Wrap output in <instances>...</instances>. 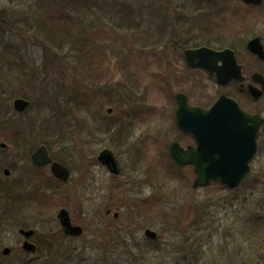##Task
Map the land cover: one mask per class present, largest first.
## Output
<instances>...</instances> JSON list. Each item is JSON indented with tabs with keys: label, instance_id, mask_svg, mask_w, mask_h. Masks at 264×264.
<instances>
[{
	"label": "rangeland",
	"instance_id": "374dc122",
	"mask_svg": "<svg viewBox=\"0 0 264 264\" xmlns=\"http://www.w3.org/2000/svg\"><path fill=\"white\" fill-rule=\"evenodd\" d=\"M127 1L132 8L137 6V0ZM152 2L161 9L153 28L148 27V20L143 25L136 20L135 27L120 28L96 9L81 23L83 27L89 23L103 27L105 34L86 44L76 42L75 34L70 41L58 39L51 47L43 34L21 23L44 8L35 0H0V13L11 24L5 26V40L15 42L24 59V74L29 78L24 88L35 82L41 89L49 88L64 103L58 118L63 117L66 123L65 128L60 125L55 129L63 136L52 134V128L41 125L47 123L44 120L53 123L52 113L45 109L39 115V109L31 103L19 119L14 151H2L8 144L0 146V181L4 187L9 186L6 191L12 190L14 180L30 163L31 150L45 141L50 142L53 155L73 170L71 181L63 189L48 186V194L60 196L42 205L41 210L29 202L17 203L14 208L12 191H0V217L6 216V223L0 227V252L4 246L12 248L0 264H264V126L259 133L258 152L251 161L252 170L240 185L229 189L215 182L194 188L195 176L189 168L182 169L179 176L168 168L180 170L165 155L176 136L172 118L175 107L168 93L157 85L155 75L175 73L181 79L189 75L183 72L179 55L182 48L176 42H186L189 35L194 36V44H233L235 30L256 14H234L231 10L237 8L238 0L229 1L225 15L212 11L225 6L223 0L213 5L209 0ZM162 16L167 21L166 31L159 36L154 28L162 22ZM15 27L20 28H16L18 34L10 30ZM52 60L55 66L62 61L72 89L61 83L66 82L67 75L61 76L58 70L49 74ZM195 76L203 85L194 89L191 80L181 81L171 91L176 93L183 87L193 99H200L199 86L208 92L209 85L206 77ZM16 77L20 75H0L1 98L10 101L12 107L8 93L19 85ZM10 81L12 87L5 85ZM97 85L103 94L98 100L91 97L89 105L81 104L73 94L80 87L96 91ZM252 107L264 115V100ZM140 108L146 113L131 117L130 131H124V125L130 126L126 111ZM31 126L35 129L32 133ZM106 149L116 156L119 174L111 173L99 161L100 152ZM12 159L18 169L6 176V163ZM12 207L19 208L20 213ZM61 207L70 211L74 223L84 227L82 236L59 234L57 214ZM15 220L33 227L53 244L35 253L24 251L19 227L11 228ZM146 228L156 230L158 238H146Z\"/></svg>",
	"mask_w": 264,
	"mask_h": 264
},
{
	"label": "trees",
	"instance_id": "16d2710c",
	"mask_svg": "<svg viewBox=\"0 0 264 264\" xmlns=\"http://www.w3.org/2000/svg\"><path fill=\"white\" fill-rule=\"evenodd\" d=\"M135 1V0H134ZM230 0H223V3L228 4ZM239 1V0H238ZM39 4L40 7L44 8L43 12H39L36 14V16L31 17L29 19H22L21 23H25L28 25V29H34L37 33L43 34L45 37V40L47 43L54 47L56 46V42H58V39H66L67 41H70L75 34H77L76 42L78 43L86 44L89 41L95 40L97 37H99L100 34H105L106 32L102 29L103 27L93 25L92 24H85V27H83L81 20L86 19V17L91 13V11L96 9L98 12H102L106 18H108L110 21H112L114 26L120 27V28H129V27H135V21L138 20L140 23L147 21L148 27L153 28L155 25L154 20L155 18H159V11L161 9L156 8L153 6L152 0H137V6L131 7L129 4V1L127 0H35ZM210 4L213 5L217 3V0H209ZM143 9H146L144 16H143ZM229 10L228 6H222L220 8L216 7L213 8V12H219L220 14L225 15V13ZM232 11V10H231ZM235 14V13H234ZM159 16V17H158ZM34 18L35 20L33 21ZM167 18V17H166ZM7 19L3 16L2 12L0 13V75L5 76L8 75H20V78H17L20 80L19 85L16 87H12L13 83L12 81L7 82L5 85H10L12 87V91L8 93V96L10 99H14L15 97H25L29 99L34 104V108L39 109V115L43 113V110L46 109V111L49 113H52L53 123H50V120H44L45 124H41L43 127L52 128L53 131H51L52 134L57 135L58 137L63 136V132H59L55 129H57V126L62 125L65 128V121L62 118H58L61 114L62 108L60 106H64V103L56 98V96L51 92L49 88L47 89H41V87L36 84L30 85L29 87L24 88V84L28 81V76L24 74V59L21 58V55L17 52L18 47L15 42H7L5 40L6 31L7 29L5 26H9L10 22L7 23ZM178 20V19H177ZM19 22V19H17ZM31 21H33L31 23ZM156 21V20H155ZM179 21V20H178ZM166 23L167 21L164 19V16H162V22L159 25L155 26V31L158 32L159 36L164 35L166 31ZM18 24V23H17ZM15 24V25H17ZM103 24V23H102ZM11 25V24H10ZM198 24H196L197 26ZM206 25V24H205ZM20 27V26H19ZM19 27H15L14 29L10 28V30L16 34L19 33ZM16 28H19L16 31ZM207 29V27H205ZM104 31V32H103ZM190 33V30L189 32ZM188 35V34H187ZM194 37V36H193ZM193 37H190L189 35L186 37V42L193 43ZM159 39H161L159 37ZM177 44L180 43L181 47L185 45L184 41L176 42ZM200 43H207L205 41H202ZM209 44V43H208ZM62 45L60 44L59 47ZM49 47H46L47 49ZM13 52V53H12ZM156 56V54H154ZM57 57V56H56ZM181 57L183 58V54H181ZM159 57V62L162 61ZM54 60H52L53 63ZM62 61H59L57 66L56 63H53L54 66L50 67L49 74H55L53 71H60L61 76H66V82L65 80H61L62 84L66 83L68 84L67 78H68V70L66 67L61 66L60 64ZM163 61L161 62L160 66L162 67ZM3 69L7 70L8 73H5ZM156 79H157V85L161 90L166 91L168 93V96L170 98H173L174 93L171 91L175 79V74L171 73H155ZM25 76V80L23 81V78ZM186 77V76H185ZM183 77L181 81L186 80V78ZM3 85V86H5ZM69 87L72 89V85L70 83L68 84ZM67 85V86H68ZM99 86V88H98ZM95 88V87H94ZM96 91L92 90V92H89L87 90L75 89V92L73 93L75 98L81 99V104L84 105L83 102H86L87 105L91 102V97H94L95 99L98 98L100 93V85H97ZM184 90V88H183ZM4 93H7V89L3 88ZM84 94L85 96L82 97L81 95ZM87 95L89 97H87ZM77 98V99H78ZM98 100V99H97ZM31 105V106H32ZM31 108V107H30ZM29 108V109H30ZM15 110L10 105V101H6L3 98H1L0 95V139H4L6 143L8 144V147L5 149H2V151L6 150H12L14 145L18 139V127L20 125L19 119L23 116H25L22 113L14 112ZM126 115L129 117V119H126L127 122L130 124V126L127 128V126H123V130L130 131L131 128V117H138L142 113H146L143 109H136V110H130L126 111ZM124 123V122H123ZM21 127V125H20ZM38 130H40V127L37 126ZM32 131L34 127L31 126ZM55 130V131H54ZM41 131V130H40ZM59 142V141H58ZM48 145H50L48 141H45ZM14 151V149H13ZM167 156H170L169 154H166ZM7 166H9L12 171H15L18 169L17 162L15 159H12L9 163H6ZM174 166H177L173 164ZM172 172L176 173L177 176L180 175V170L176 171L174 168L168 167ZM181 169L182 167H178ZM25 171H28L27 167H24ZM25 176L22 175L19 182L17 180H14V184L11 185L12 190L6 191V188L9 186L4 187L5 184H2L3 182L0 181V191L1 192H9L12 191L13 195L10 196L13 201L14 208L16 207V204L19 203L21 200V197H25L28 199L30 204H33V206L38 207L39 210L42 209V205H46L54 200V196L48 195L46 192V188L40 186V184H28L25 182ZM217 183L220 184L223 187L229 188L227 186L222 185L219 181H213L211 183ZM30 185V186H29ZM5 189V190H4ZM230 189V188H229ZM6 194H2V196H5ZM9 197V196H8ZM19 197V201H18ZM12 207V210L14 212L16 211L18 214L20 213L19 208H16V210ZM3 224L6 223V216H2ZM3 226V225H2ZM30 227L24 222L16 221L12 223L11 228L16 227ZM59 234H63L62 230L58 231ZM51 237V236H50ZM36 241L38 244V251L42 249L46 245L53 244V242L48 238H46L43 234H38L36 231ZM53 238V237H52ZM4 255L0 252V259L3 258Z\"/></svg>",
	"mask_w": 264,
	"mask_h": 264
},
{
	"label": "water",
	"instance_id": "95a60500",
	"mask_svg": "<svg viewBox=\"0 0 264 264\" xmlns=\"http://www.w3.org/2000/svg\"><path fill=\"white\" fill-rule=\"evenodd\" d=\"M246 2L260 3L262 0H244ZM231 53V56L228 55ZM185 56L191 66L201 65L217 76L220 82H227L232 77L239 78L241 73L233 68L236 61L232 50L216 51L207 46L187 49ZM227 57V61L225 60ZM228 57H231V62ZM223 60L224 68H217L211 60ZM242 78V77H241ZM252 94L257 98L261 91L250 86ZM177 123L186 133L191 134L196 140L195 146L183 148L178 142L171 145V155L181 165L193 164L196 179L193 187L197 188L217 179L229 186H237L251 171L250 162L258 149L257 135L264 118L260 114H252L243 110L238 103L221 96L210 108L192 106L188 103L186 94L180 92L176 95ZM30 106V101L23 97L15 98L13 107L18 112H24ZM111 109H109V112ZM2 147L6 143H0ZM35 164L44 166L52 162L46 145L39 146L33 153ZM99 160L107 165L114 173H119L115 156L109 150H104ZM52 172L62 180H68L69 169L62 163L55 161ZM4 173L10 174V169L5 168ZM109 212V211H108ZM118 216V213H115ZM60 223L67 234L80 236L84 232L82 225L73 224L70 212L66 208L58 213ZM2 224L0 218V226ZM20 233L26 237L31 236L35 230L20 228ZM145 235L150 239H157L158 232L151 228L145 229ZM23 248L27 251L36 250L35 243L26 239ZM11 252V247L5 246V255Z\"/></svg>",
	"mask_w": 264,
	"mask_h": 264
},
{
	"label": "flooded vegetation",
	"instance_id": "af4514ba",
	"mask_svg": "<svg viewBox=\"0 0 264 264\" xmlns=\"http://www.w3.org/2000/svg\"><path fill=\"white\" fill-rule=\"evenodd\" d=\"M237 11L238 13L243 14H253L254 12L256 15H253V17L250 19L244 18L245 22L241 23L239 25V28L235 30V42L233 44L223 46H214L211 44H197L196 46H192V48H197L201 45H206L215 50H224L226 48L232 50L236 60L233 63V68L238 70L241 73V76L239 78H232L228 82H219L217 77L212 74L207 68L203 66H189L184 56V59L182 58L184 68L183 72H187L190 75H187L185 78L188 79V81L191 80V86L195 89V87L199 84L203 85L201 84L199 78L195 76L196 74L206 77V80L208 81L209 85L208 92H204L205 88L199 86L200 99H193L192 94H188V98L191 105H200L207 108L210 107L221 95H226L231 98H234L239 103V105L245 110L251 113H259L263 115L260 109L254 108L252 106L264 100V0H262L261 3L241 2L237 5ZM184 52L185 49L182 50V52L180 51V53H183V55ZM228 55L231 56V53H228ZM228 59L231 62V57H228ZM225 60L227 61V57ZM211 63H213V65L217 68H224L225 64V62L221 59L211 60ZM250 86H254L255 88H257V90L261 91L259 97L256 98L254 95L251 94ZM175 125H177V123H175ZM178 131L176 132L179 138V140L177 141L183 147L187 148L190 145H195V140L192 136L187 135L179 128ZM34 151L35 150L31 151L29 157V162L33 165V167L28 169V171H25L23 169L24 171L21 172L22 175H24L26 178L25 182L31 184L32 181H35L40 184L44 183V185L46 186H52L54 184L57 190L58 188L63 189L66 185L69 184L72 179L73 170L70 166L67 165L65 160L59 158L56 155H53V153L50 151V148L48 147L49 154L52 157L53 161H58L70 169L69 179L63 181L57 178V176H55L52 172V163L39 167L34 165L32 160ZM30 163L26 164L25 167H27ZM187 167L190 171H194L193 165H188ZM20 168L22 167L20 166ZM109 171L114 174V172H112L110 169ZM47 172L48 176L46 175ZM21 173H19V176L16 178L17 182H19L21 179ZM57 196H60V194L56 193L55 197ZM67 236L73 238L72 236ZM35 237L36 235H32L29 237V240L35 242L37 245V249L33 253L38 251V244ZM22 238L23 240L25 239L23 235Z\"/></svg>",
	"mask_w": 264,
	"mask_h": 264
}]
</instances>
